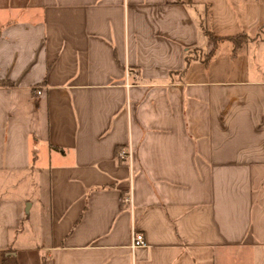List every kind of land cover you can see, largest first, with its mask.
I'll return each mask as SVG.
<instances>
[{
    "label": "crops",
    "instance_id": "0c3cea01",
    "mask_svg": "<svg viewBox=\"0 0 264 264\" xmlns=\"http://www.w3.org/2000/svg\"><path fill=\"white\" fill-rule=\"evenodd\" d=\"M0 82V264H264V0H0Z\"/></svg>",
    "mask_w": 264,
    "mask_h": 264
},
{
    "label": "built area",
    "instance_id": "2783aa9c",
    "mask_svg": "<svg viewBox=\"0 0 264 264\" xmlns=\"http://www.w3.org/2000/svg\"><path fill=\"white\" fill-rule=\"evenodd\" d=\"M129 73H127L126 77H128ZM36 95H40V91H36ZM123 159L127 160V162H130L131 160V153L130 151H125L122 156H121ZM126 202H129L128 199H126ZM143 247H146V242H145V239H144V236L135 231L134 228H132L131 230V234H130V245H129V248L131 251H134L138 248H143Z\"/></svg>",
    "mask_w": 264,
    "mask_h": 264
},
{
    "label": "trees",
    "instance_id": "16d2710c",
    "mask_svg": "<svg viewBox=\"0 0 264 264\" xmlns=\"http://www.w3.org/2000/svg\"><path fill=\"white\" fill-rule=\"evenodd\" d=\"M206 35L215 42V39H213L212 35L208 31H204ZM227 41L231 42L235 48L239 47L242 43L247 42L248 38L245 36H237L233 38L226 39ZM0 85H3L2 82H0Z\"/></svg>",
    "mask_w": 264,
    "mask_h": 264
}]
</instances>
